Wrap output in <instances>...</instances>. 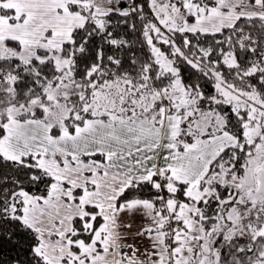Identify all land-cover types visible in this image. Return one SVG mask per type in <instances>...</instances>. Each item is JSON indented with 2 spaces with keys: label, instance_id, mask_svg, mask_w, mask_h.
Here are the masks:
<instances>
[{
  "label": "snow or ice",
  "instance_id": "obj_1",
  "mask_svg": "<svg viewBox=\"0 0 264 264\" xmlns=\"http://www.w3.org/2000/svg\"><path fill=\"white\" fill-rule=\"evenodd\" d=\"M0 264H264V0H0Z\"/></svg>",
  "mask_w": 264,
  "mask_h": 264
}]
</instances>
